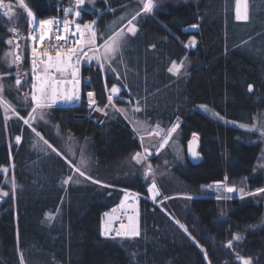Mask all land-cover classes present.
Listing matches in <instances>:
<instances>
[{"label": "trees", "instance_id": "trees-1", "mask_svg": "<svg viewBox=\"0 0 264 264\" xmlns=\"http://www.w3.org/2000/svg\"><path fill=\"white\" fill-rule=\"evenodd\" d=\"M27 2L41 18L62 15L64 8L74 4L73 0ZM155 2L153 13L141 12L133 21L137 34H129L112 64L120 79L107 71V64L104 75L98 64H85L80 101L53 105L48 121L35 126L40 136L19 118L29 113L30 103L18 96L25 90L32 92L31 74L7 78L20 87L7 88L3 95L22 116L7 118L0 99V185L1 169L11 162L17 177L15 196L5 199L0 208V264H209V260L238 264L240 257L264 264V194L218 200L211 190V183L221 180L227 186L264 188L263 136L198 108L206 105L223 118L249 125L256 117L264 120V0H248L247 21L235 19L236 0ZM142 7V0H95L94 8H81V20L97 21L98 41L103 43L125 28ZM194 24L197 32L184 31ZM18 25L14 31L26 32L27 39L18 71L22 72L31 60L29 23L21 19ZM11 35L10 22L0 11V64ZM191 37L197 39L193 48L186 45ZM187 55L192 59L187 73L168 71L172 61ZM113 84L123 88L118 104H136L142 109L136 112L140 119L167 129L181 117L185 142L193 134L201 138V163L194 165L187 159L185 164H174V176L161 179V196H170L165 202L169 213L141 198V232L134 239L101 235V217L120 202L123 188L146 194L149 185L141 167L131 162L142 144L129 121L114 112L98 123L88 107V91H94L97 106L104 107ZM54 126L68 136L91 139L92 180L101 184L80 177L64 155L52 151L51 143L64 153ZM16 136L21 137L19 144ZM69 176L73 180L64 184ZM179 193L197 197L172 196ZM50 213L55 214L51 219ZM175 218L205 247L208 258ZM237 233L245 235L234 243Z\"/></svg>", "mask_w": 264, "mask_h": 264}, {"label": "snow or ice", "instance_id": "snow-or-ice-1", "mask_svg": "<svg viewBox=\"0 0 264 264\" xmlns=\"http://www.w3.org/2000/svg\"><path fill=\"white\" fill-rule=\"evenodd\" d=\"M21 7L26 9L27 17L31 18L33 23L35 24L37 17L32 13L30 9H27V6L23 3V0H20ZM77 8L82 7L85 4V0H76ZM244 6L245 11L243 14L241 13V6ZM4 0H0V7H4ZM9 11L11 10V6L8 5ZM154 4L153 0H144L143 7L141 11L137 12L136 15L132 17L131 20L128 21V27L125 31L124 28H121L120 31L113 33L112 35L108 36L107 39L104 41L102 45L97 46L96 45V32L92 30L93 25L95 24V21H92L90 24H85L84 28L89 30L90 33V39L87 41L83 40V33L80 31L81 26L77 24L76 31L73 32L70 26V22L68 20L63 21V31L67 33V36L61 37L59 34H57L56 39H64L65 43L68 42L73 36H75L77 33H80L81 39L75 40V44L79 47H69L67 48L63 53L57 52L56 56L53 57L51 55H48L47 52H45L43 55L46 56V60L43 62L42 66L36 64L33 62L32 68H33V79L34 83L32 84V95H31V101L33 102V107L31 112L29 113V119H25L24 117H19L21 120H23V123L27 125L29 128H31L32 132L36 133L37 136H40V133L36 131L35 127H32V121L36 119V113L37 110H41L39 114V119H44V113L43 110L45 108H51L53 105L57 104V102H63V103H75L79 102L81 99L80 89L82 81L79 77V65L81 63V60H84L85 62H90L92 60H95L99 66V70L101 72H105L106 68L105 65L107 64V71H111L116 74V78L120 79V73L116 71V68L112 67L113 63H116L118 57L121 54V50L126 47L127 45V38L129 34L134 37L137 34V27L135 24H133V21L137 19L138 16L141 15V12L145 15L153 13L154 10ZM65 13L71 11V9H65ZM75 16L80 17L81 11L77 10L75 11ZM247 10H246V0H236V7H235V19L237 21H247L248 20ZM60 21L49 19V20H40L39 21V28L41 31L47 27V26H55V31L59 33L60 28ZM198 25H192V28H197ZM30 39L35 40L36 37L33 35L30 37ZM41 40H43V37H41ZM8 43H11V41H8ZM87 44L90 51L93 52L92 56L88 55V52L84 50V46ZM196 45L195 37L192 38L191 46L194 47ZM103 49L101 52L100 49ZM33 56H37V51L35 48L32 49ZM21 57L17 55L15 57V60L13 63H16L19 61ZM101 60L104 62L102 63ZM183 66V62L181 61L180 64H177L176 61H172V66L168 68V71L173 74H178L180 71V68ZM65 74H68L71 79H66ZM90 82V78H88L87 81L84 83L87 84ZM21 81L19 78L16 80V84L20 85ZM105 87H107V77H105ZM3 90L2 85H0V91ZM109 94L107 96L108 103L104 105L103 108L97 106V101L95 99V92L94 91H88L86 93L88 97V107L90 110H95L98 112L103 113L105 116L108 115V112L106 109L111 107L115 112L117 113H125L126 110L124 108H117L114 103V97L116 99H121L120 93L122 89L120 87H117V85L113 84L111 89L108 90ZM249 91H252V85H249ZM130 102V101H129ZM139 103V102H138ZM12 111L15 112L14 109ZM134 112H141L142 109L140 107H135L133 109ZM203 111L207 112L208 110L206 108L203 109ZM16 116H19V112H15ZM213 118H219L222 119V117H219V114L214 113ZM98 123H101V121H98ZM179 120L173 126L167 130L166 133L162 136V142L159 144L157 148V153L159 152V149H162L169 143V138L172 137V134L177 131L179 128ZM227 123V121H225ZM234 127H240L245 128L248 132H255L258 131L256 127L253 128H247L245 125H235L233 122ZM161 130L159 128V125L156 126V129L153 130V134L160 136ZM262 135H264V131L261 132ZM196 134H193L195 137ZM17 144L21 142V137L16 136L15 137ZM141 141H143V137H141ZM45 144H47V141H44ZM191 144V141L189 142ZM49 148H51V145H48ZM52 151L55 152L56 149L52 148ZM193 158H197L199 154L197 152L191 153ZM152 155L148 151L147 148L144 149V154L137 152L135 155L131 157L132 160L136 161L137 164H140L142 160H146L148 156ZM69 164H71V161H68ZM167 163V162H165ZM81 166L87 167L85 161L82 159L80 161ZM148 172L145 173V178H147V175L149 172H151L152 166L149 164L147 166ZM75 171L79 173L80 177H84L86 180L92 181L95 184H101L99 180H92V177L86 176L85 171H82L80 167H76ZM73 177L69 176L66 180L63 181L64 184H68L69 181H72ZM79 183V181H76ZM217 186L221 184V182H216ZM103 187H107V185H102ZM14 187V185H13ZM211 187V186H209ZM149 192L152 193V200L155 201L156 197L159 195V190L156 187L155 181L152 182L151 186L148 189ZM228 192H233L234 188L229 187L227 188ZM241 192V199L244 197H254L258 194H264V188L257 189L256 192H245L243 189L240 190ZM9 193L4 192L0 193V197L8 196ZM138 196V194H136ZM128 194H125L124 201L121 202V207L125 206V202L128 200ZM187 199H194L195 197L188 196ZM230 198V197H229ZM167 199V198H166ZM216 199H225V197H216ZM128 208H130L134 215H130L128 217L129 223L127 225L121 223L118 230H115L111 227L112 221L110 220L107 225H105L102 235L104 237H112V233L115 231V237H121V238H128V239H134L138 236H140L139 231V224H138V217H139V211H138V204L133 203L127 205ZM113 212H115V209H113ZM107 215V214H105ZM52 217L49 216V219ZM114 220H119V217H114ZM176 223L184 229V231L187 233L188 229L183 225L180 224L179 221H176ZM190 236V233H189ZM112 237V238H115ZM236 240H239V236L234 237ZM193 241H195L194 237H191ZM228 246H232V241L228 242ZM243 264H252L251 259H244Z\"/></svg>", "mask_w": 264, "mask_h": 264}, {"label": "rangeland", "instance_id": "rangeland-1", "mask_svg": "<svg viewBox=\"0 0 264 264\" xmlns=\"http://www.w3.org/2000/svg\"><path fill=\"white\" fill-rule=\"evenodd\" d=\"M24 1L27 3V0H23V2ZM142 1L144 2V0H142ZM94 2H95V0H85V4L83 6L87 5V6L94 8ZM153 4H154V6H156L155 0H153ZM4 5H5L4 7H0V11L2 12V14H4V16H6L8 18V20L10 22V31L12 32V35L8 39V41H11V43H9V48L6 50L5 54L3 55L2 61L0 64V85H2V87H3V90L0 91V99L3 101L4 107H5L6 117L10 118L12 116H16L15 112H19V116H22L20 111L7 98H5V96L3 95V92L7 88L18 89V87H20V86L13 85L10 82V80H8L7 78L9 76H14V75H16L18 77L20 76V75H18V73H19L18 71H19L20 64L22 63L23 58L20 59L19 61H17L16 63H13V61L15 60V57L17 56L15 50H16V48H19L18 54L20 55V57L22 55L24 56L25 52H26V45H27L26 40L27 39H26V32H24V31L23 32L22 31H20V32L16 31L15 32L14 30H16L17 27H19L18 23H19V21H21V19H24L25 21H27V18H26L25 10L21 7L20 0H4ZM8 5L11 6L10 11H9ZM83 6L81 8H83ZM247 9H248V0H247ZM92 21H95V24L93 25L92 30L95 31L97 34V21L96 20H92ZM133 24H135V23L133 22ZM128 26L129 25L127 23L125 25V28H124L125 31H126ZM135 26H136V24H135ZM118 31H120V29ZM192 38L193 37H191L186 42V45L190 48H193L191 46ZM195 40L197 43L196 38H195ZM103 43H100L98 41V34H97L96 35V45L99 46V45H102ZM100 51L102 52L103 49L101 48ZM92 55L93 54H91L90 56H92ZM181 61L183 62V66L180 68L179 73L175 74V75L187 73V71L191 67L192 59L190 56L187 55L183 59L176 61V62H177V64H180ZM92 62L97 64V62L95 60H92L88 63H92ZM101 62L103 63L104 61L101 60ZM171 66H172V64H171ZM105 67H106V65H105ZM103 75H104V72H103ZM82 84H83V80H82ZM110 89L111 88H109L108 90H110ZM81 90H82V85H81ZM107 93L109 94V91ZM80 94H81V91H80ZM31 95H32V92L30 93L28 90H25V92L19 93V96H18L20 101H23V102L26 101L27 103H30V105L25 104V105L30 107L29 113L31 112L32 107H33V102H31ZM114 103H115L117 108H124L126 110L125 113H120V114L124 115V117L129 121V123L131 124V127L133 128V130L135 131V133L139 137L140 141H141V137H143V141H141L142 147H141V150H139L138 152L143 155L144 149L147 148L148 151L152 153V155L148 156L146 160H142V162L140 164H137L136 161L131 159L132 165L140 166L141 171L143 172L144 175L146 172H148L147 166L149 164L152 166L151 172H149L147 175V180L149 181V185L147 187V193L144 194V193L140 192L138 189L133 188V187H124L123 188L124 193H123L122 199L120 200V202L117 205H119L122 201H124L126 193L128 194L129 198L125 202V205H127L128 202H131L132 204L137 203L138 209L140 208V205L138 202L141 201L142 197L145 196V197L149 198L151 201H153L152 200V194L148 191V189L151 186L152 182L155 181L156 187L159 190V195L156 197V200L153 202L155 204H157L158 206H160L162 209H164L166 212L169 213V211L167 210V208L165 206V202H168L170 196H166V197L161 196L162 195V188H161V183H162L161 181L162 180L161 179H163V177H165L166 175H168L169 178H172L174 176L173 172H171L172 166L174 164H180V163L185 164L186 163V161L188 159V157H187L188 143L191 140L192 136L190 137L189 141L185 142V140L183 139V136L181 134V126L183 123V119L181 117H179L173 123V124H175L177 122V120H179V122H180L179 128L177 129V131L175 133L172 134V137L169 138V143L167 145H165L164 148L159 149V152L157 153V148H158L159 144L162 142V136L173 125L170 128L166 129L157 123H151L150 121L140 119L139 117H137L136 112L133 111V109L135 107H137L136 104L121 105V104H118L115 97H114ZM60 104H68V103L57 102V104H55V105H60ZM101 108H103V107H101ZM198 108L201 111H203V109L206 108L208 111L207 112L203 111V112L207 113L211 116H213V114L216 113L206 105H199ZM12 109H14L15 112L12 111ZM40 111L41 110H39V109L37 110L36 119L32 121V127H35L36 125L40 124L42 121H48V115H49L50 108H45L43 110V113H44V119L43 120L39 119ZM106 111L108 112V114H112L115 112L111 107L106 109ZM29 113L26 117H24V116H22V117H24L25 119H29ZM92 115L98 121H102L105 119V115L103 113L95 111V110H93ZM219 117H221V116H219ZM216 119H219V118H216ZM219 120H221L223 122L227 121V123L231 124V125H233V122H234L235 125H245L247 128L256 127L257 129H259L258 131H260V132L264 131V120H263V118H260V117H256V120L252 125L239 123L237 121L226 119L223 117H222V119H219ZM157 125H159V128L161 130H163L161 132L160 136L153 134V130L156 129ZM54 127H55L54 128L55 134L59 138L62 139V149H63L64 153L66 150L67 154L69 156L66 153L64 154L62 152V150L57 148L54 144L51 143V145L57 151H59V153L64 155L68 161H71V165L73 166L74 171H75L76 167H80L82 171H85L86 176L90 175L91 177H93L91 175V172H92V169H93L94 164H95V158H94L93 152L91 151V139L87 138V139L81 140L79 137H75L73 135L68 136L66 133L61 131L60 127H58V126H54ZM262 136H263V140H264V135H262ZM82 159L85 161V163L87 165L86 168L81 166V164H80V161ZM262 161H263L262 163L264 164V158L262 159ZM165 162H167V163H165ZM260 166H262V165H260ZM1 171L4 174V180H3L2 184L0 185V193L7 192V193H9V195L4 196V197H0V208L2 207V204H3V202L1 200L7 199L10 196H15L16 187H17V177H16V173H15L14 163L11 162L10 164L3 166ZM179 183H182V182L178 179V185H179ZM13 185H14V187H13ZM241 189H243L245 192H256V190H257V189L250 190V189L245 188V187H241V188L237 187V191L235 193H229L227 191V185L213 186L211 190L213 193L217 194L216 195L217 197H225V199H231L233 197H241V192H240ZM136 194H138V196ZM232 194H234V195H232ZM172 196L173 197L174 196L175 197H177V196L178 197H180V196L197 197V195L187 194V193H179V194H175ZM49 216H51L53 218L55 216V214L50 213ZM175 220L179 221L180 224H183L187 228L186 224H184L183 222H181L177 218H175ZM187 233H188V235L190 233V238L194 237L195 241L198 242L197 238L192 234V232L189 229H188ZM243 234L244 233H237L235 236H239L240 237L239 240H241L242 236L245 235V234L244 235ZM233 242L236 243L235 238L233 239ZM199 245L202 247V249L205 252V255L208 258V254H207L205 247H203L200 243H199ZM209 264H211L210 260H209ZM238 264H243V260L241 257L238 260Z\"/></svg>", "mask_w": 264, "mask_h": 264}, {"label": "built area", "instance_id": "built-area-1", "mask_svg": "<svg viewBox=\"0 0 264 264\" xmlns=\"http://www.w3.org/2000/svg\"><path fill=\"white\" fill-rule=\"evenodd\" d=\"M73 1H74L73 5L64 8V10L65 9H71V11H69L67 13H65V11H64V13L62 15L50 16L47 18L39 17L35 13V11L31 8V6L28 4V2L27 3L25 1L23 2L27 6V9H30L32 11V13L37 17V20L34 24L33 21L31 20V18L27 17V14H26L27 10L23 8L25 10L27 22L29 23L27 36H28V40H29V47L31 50V60H30L29 69L24 70L22 72H19L18 75H22L24 73H30L31 77H32V84L34 83L33 68H32L33 62L42 66L43 62L46 60V56L43 55L45 52H47L48 55L55 57L57 52L63 53L69 47H73V48L79 47L78 45L75 44V40L81 39L80 33H77L75 36H73L70 40H68L67 43H65L64 39H59V40L56 39L57 34H59L61 37L68 35L67 33H65L63 31V21L65 19L70 22V26H71V29L73 32L76 31L75 26L77 24H79L81 26L80 31L84 34L83 35L84 41H87L90 39L89 30L85 29L84 25L90 24L92 22V20H85V21L81 20L82 19V13H81L80 17L75 16V14H74L75 11H77V10L81 11V7L77 8L76 0H73ZM49 19H54V20L60 21L59 33H57L55 31V26H47L41 31V29L39 28V21L40 20H49ZM92 29H93V27H92ZM33 35L36 37L35 40L30 39V37ZM41 37H43V40H41ZM33 48H35L37 51L36 57L33 56V52H32ZM84 50L88 52L89 56L91 54H93V52L89 50L87 44H85ZM87 63L88 62L81 60V63L79 65V77H80L81 81L83 80L82 70H83L84 65ZM64 78L71 79V77L68 74H65ZM32 92H33V89H32ZM129 204H132V203L128 202L127 205H129ZM127 205H125L124 207H121V209L118 212H116L115 217H119V220H114L113 218L111 219V221H112L111 227L113 229L118 230L121 223H123L125 225H127L129 223L128 217L131 215L132 210L130 208H128ZM105 214H106V212H104L102 217H101V235L103 233L105 225H107L110 221V220H107L108 218H107V215H105ZM112 237H115V231L112 233ZM112 237H109V238H112ZM115 238H121V237H115Z\"/></svg>", "mask_w": 264, "mask_h": 264}, {"label": "water", "instance_id": "water-1", "mask_svg": "<svg viewBox=\"0 0 264 264\" xmlns=\"http://www.w3.org/2000/svg\"><path fill=\"white\" fill-rule=\"evenodd\" d=\"M198 29H199L198 27L197 28H192V26H190V27L185 28L184 31L185 32H191L192 33V32H197ZM15 51H16V54L19 55L18 54L19 48H16ZM252 90H253V88H252ZM190 141H191V144L188 143V148H187V157H188V160L192 164H194V165L200 164L201 161H202V159H203V155H202V153L200 151V149H201V138H200V136L198 134H196L195 137L192 136V138H191ZM192 152H197L199 154V156L197 158H193V156L191 154ZM216 182H218V181L212 182L211 185L212 186H217ZM219 182H221V184L219 186H222V185L225 184V182L222 181V180L219 181ZM229 187H233L234 188V191L233 192H229V193H235L237 191V187L236 186H234V185L227 186V188H229ZM1 201L2 202H5V199H2ZM139 211H140V208H139Z\"/></svg>", "mask_w": 264, "mask_h": 264}, {"label": "bare ground", "instance_id": "bare-ground-1", "mask_svg": "<svg viewBox=\"0 0 264 264\" xmlns=\"http://www.w3.org/2000/svg\"><path fill=\"white\" fill-rule=\"evenodd\" d=\"M246 10H247V0H246ZM245 11V8H244V6L242 5L241 6V13L243 14V12ZM151 193V192H150ZM152 194V193H151ZM113 209H115V212H118L120 209H121V204H119V205H116V206H114V207H112V208H110V209H108L107 211H106V214H107V220H111L112 218H111V214L113 213ZM138 211H139V209H138ZM131 215H134L133 214V212L131 213ZM138 222H139V217H138Z\"/></svg>", "mask_w": 264, "mask_h": 264}, {"label": "crops", "instance_id": "crops-1", "mask_svg": "<svg viewBox=\"0 0 264 264\" xmlns=\"http://www.w3.org/2000/svg\"><path fill=\"white\" fill-rule=\"evenodd\" d=\"M247 15H248V9H247ZM115 85H117V87H120L121 89H123L120 85H118V84H115ZM81 91V90H80ZM122 92V91H121ZM115 214H116V212H113L112 214H111V218H114L115 217ZM138 224H139V231L141 232V226H140V212H139V222H138Z\"/></svg>", "mask_w": 264, "mask_h": 264}]
</instances>
